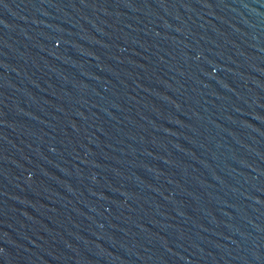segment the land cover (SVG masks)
<instances>
[{"label":"water","instance_id":"95a60500","mask_svg":"<svg viewBox=\"0 0 264 264\" xmlns=\"http://www.w3.org/2000/svg\"><path fill=\"white\" fill-rule=\"evenodd\" d=\"M0 264H264V0H0Z\"/></svg>","mask_w":264,"mask_h":264}]
</instances>
